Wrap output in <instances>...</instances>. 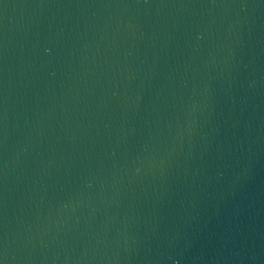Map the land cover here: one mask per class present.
<instances>
[{
  "label": "water",
  "instance_id": "obj_1",
  "mask_svg": "<svg viewBox=\"0 0 264 264\" xmlns=\"http://www.w3.org/2000/svg\"><path fill=\"white\" fill-rule=\"evenodd\" d=\"M0 264H264V0H0Z\"/></svg>",
  "mask_w": 264,
  "mask_h": 264
}]
</instances>
